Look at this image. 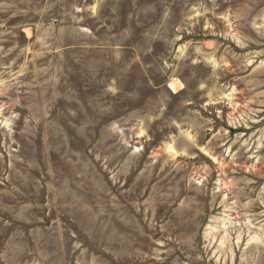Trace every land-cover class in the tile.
I'll return each mask as SVG.
<instances>
[{"label":"rangeland","instance_id":"obj_1","mask_svg":"<svg viewBox=\"0 0 264 264\" xmlns=\"http://www.w3.org/2000/svg\"><path fill=\"white\" fill-rule=\"evenodd\" d=\"M0 264H264V0H0Z\"/></svg>","mask_w":264,"mask_h":264}]
</instances>
